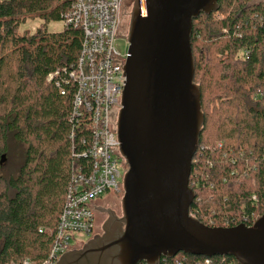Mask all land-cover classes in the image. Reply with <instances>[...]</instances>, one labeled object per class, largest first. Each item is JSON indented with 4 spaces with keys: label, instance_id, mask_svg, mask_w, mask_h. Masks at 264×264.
<instances>
[{
    "label": "trees",
    "instance_id": "1",
    "mask_svg": "<svg viewBox=\"0 0 264 264\" xmlns=\"http://www.w3.org/2000/svg\"><path fill=\"white\" fill-rule=\"evenodd\" d=\"M68 5L0 0V165L11 149L19 160L0 174V264L46 259L70 178L85 164L75 155L83 150L80 140L90 138L88 129L68 121L72 87L61 95L48 80L78 57L80 29H46ZM218 5L192 22L193 81L204 123L191 161L190 212L207 226L251 225L264 214V0ZM28 19L43 26L21 32ZM160 264L238 263L179 252Z\"/></svg>",
    "mask_w": 264,
    "mask_h": 264
},
{
    "label": "water",
    "instance_id": "2",
    "mask_svg": "<svg viewBox=\"0 0 264 264\" xmlns=\"http://www.w3.org/2000/svg\"><path fill=\"white\" fill-rule=\"evenodd\" d=\"M218 7V0H134L117 118L128 166L122 214L55 264H160L179 252L264 264V214L251 225L217 227L190 212L191 161L204 123L193 81L192 22Z\"/></svg>",
    "mask_w": 264,
    "mask_h": 264
},
{
    "label": "built area",
    "instance_id": "3",
    "mask_svg": "<svg viewBox=\"0 0 264 264\" xmlns=\"http://www.w3.org/2000/svg\"><path fill=\"white\" fill-rule=\"evenodd\" d=\"M68 1L62 22L66 27L81 30L78 57L74 64L50 74L48 80L54 81L61 95L67 93V87H72V110L68 121L72 128L76 125V128L88 129L90 138L81 139L83 150L74 153L83 157L85 164L70 178L49 254L40 264H55L64 253L82 243L76 235H92L94 198L106 193H120L128 170L117 138L129 45L127 34H121L120 26L124 14L130 15L134 0L131 4L130 0ZM120 38L125 40L118 45ZM71 135L73 138L74 134ZM251 199L256 201L255 195ZM13 264L31 262L23 259Z\"/></svg>",
    "mask_w": 264,
    "mask_h": 264
},
{
    "label": "rangeland",
    "instance_id": "4",
    "mask_svg": "<svg viewBox=\"0 0 264 264\" xmlns=\"http://www.w3.org/2000/svg\"><path fill=\"white\" fill-rule=\"evenodd\" d=\"M132 1H129V4H131ZM128 22V21H127ZM125 17L123 18L122 24L120 26V32L121 34H127L128 33V24H127ZM42 22L39 19H28L25 23H23L21 25L20 31L21 32H28V33H32L35 32L36 29L41 28ZM64 25L62 20L60 21H55V22H50L46 25V29L48 31L51 32H58L61 31L63 29ZM123 39L124 38H120L117 40V44L121 45V43H123ZM125 40V39H124ZM18 158L15 156L14 154V150H10V153H8V155H5V160L2 161V165H0V174H4L7 173L8 171H10L12 169V167H15V165L18 162ZM121 193H106L103 194L101 196H98L97 198H94V202H96V204L101 205V204H105L106 202L111 203L114 207V209L116 210V213L118 215L122 214V210H121V198L123 196V190L121 191ZM94 217H95V213H94ZM96 222L94 225V229L93 231H98L100 229L101 231V227L104 224V220H106V215L105 214H97V216L95 217ZM76 238L78 237L79 241H81L82 243H77L75 246H73V249H77L80 246H83V244H85V242H87V240L90 238L87 236H83L81 234H78L75 236Z\"/></svg>",
    "mask_w": 264,
    "mask_h": 264
},
{
    "label": "flooded vegetation",
    "instance_id": "5",
    "mask_svg": "<svg viewBox=\"0 0 264 264\" xmlns=\"http://www.w3.org/2000/svg\"><path fill=\"white\" fill-rule=\"evenodd\" d=\"M124 17H125V20H126V22H127V24H128V28H129V22H130V15H127L126 13L124 14ZM128 34V33H127ZM94 211H95V217L97 216V214H105L106 215V220H104V223H105V221H107L108 219H110V218H113V219H119L120 217H121V215H118L117 213H116V210L114 209V207H113V205L111 204V203H108V202H106L105 204H101V205H98V204H95V209H94ZM96 219V218H95ZM95 222H96V220H95ZM103 234V229H102V227H101V231H100V229L98 230V231H93V233H92V235L90 236V238L89 239H92V238H94L95 236H97V235H102ZM88 239V240H89ZM87 240V241H88ZM82 246H80L79 248H81ZM78 248V249H79ZM73 250V249H72ZM140 264V263H139Z\"/></svg>",
    "mask_w": 264,
    "mask_h": 264
}]
</instances>
